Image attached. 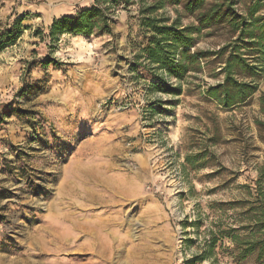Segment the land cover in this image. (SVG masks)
<instances>
[{"label":"rangeland","instance_id":"374dc122","mask_svg":"<svg viewBox=\"0 0 264 264\" xmlns=\"http://www.w3.org/2000/svg\"><path fill=\"white\" fill-rule=\"evenodd\" d=\"M23 1L22 30L0 48V264H186L264 168V72L247 105L223 111L205 94L217 66L180 81L146 69L136 4L113 13V36L53 41L52 18L94 0ZM226 246L195 264H264Z\"/></svg>","mask_w":264,"mask_h":264},{"label":"trees","instance_id":"16d2710c","mask_svg":"<svg viewBox=\"0 0 264 264\" xmlns=\"http://www.w3.org/2000/svg\"><path fill=\"white\" fill-rule=\"evenodd\" d=\"M137 5L138 30L144 34L140 56L146 69L161 70L168 77L182 80L188 72H197L200 61L217 66L220 79L208 85L205 94L221 110L231 111L247 105L258 92V80L264 72V0H94L92 5L54 17L48 26V36L57 40L59 35L89 37L93 33L113 36L112 15L119 8ZM171 7L174 17L167 14ZM27 14L17 15L11 31L0 37V48L13 43L19 36L21 22ZM190 19L181 24V19ZM28 25L24 27L27 29ZM201 39L211 40L212 47H196ZM162 79L161 76L157 77ZM180 94L181 85L171 89ZM259 114L264 117V91L258 95ZM264 125L262 121H255ZM190 162V157H186ZM264 168L258 169L256 187L242 185V200L221 203L225 214L235 211L231 221L218 220L206 229L202 251L193 253L186 264L205 259L214 261V248L226 239L228 255L237 261L256 255V262L264 256ZM198 221L191 225H198ZM186 221L182 227L186 228Z\"/></svg>","mask_w":264,"mask_h":264},{"label":"crops","instance_id":"0c3cea01","mask_svg":"<svg viewBox=\"0 0 264 264\" xmlns=\"http://www.w3.org/2000/svg\"><path fill=\"white\" fill-rule=\"evenodd\" d=\"M27 10L29 9L25 7V1L23 0H0V18H3L4 16L6 17L10 13L19 14V15L22 13H27L28 12ZM59 16H55V17H59Z\"/></svg>","mask_w":264,"mask_h":264}]
</instances>
